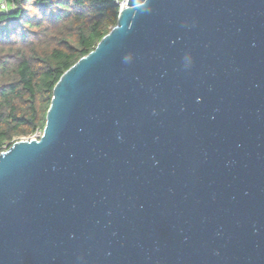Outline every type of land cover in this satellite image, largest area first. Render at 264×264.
<instances>
[{"label": "water", "instance_id": "1", "mask_svg": "<svg viewBox=\"0 0 264 264\" xmlns=\"http://www.w3.org/2000/svg\"><path fill=\"white\" fill-rule=\"evenodd\" d=\"M0 264H264V0H127L0 151Z\"/></svg>", "mask_w": 264, "mask_h": 264}, {"label": "trees", "instance_id": "2", "mask_svg": "<svg viewBox=\"0 0 264 264\" xmlns=\"http://www.w3.org/2000/svg\"><path fill=\"white\" fill-rule=\"evenodd\" d=\"M14 1L0 13V151L42 132L56 81L116 24L119 10L113 0Z\"/></svg>", "mask_w": 264, "mask_h": 264}, {"label": "built area", "instance_id": "3", "mask_svg": "<svg viewBox=\"0 0 264 264\" xmlns=\"http://www.w3.org/2000/svg\"><path fill=\"white\" fill-rule=\"evenodd\" d=\"M127 0H113V2L118 6V9L121 8L122 5L126 4ZM15 1L14 0H0V13H9L15 9ZM41 133H36L30 138H38Z\"/></svg>", "mask_w": 264, "mask_h": 264}, {"label": "clouds", "instance_id": "4", "mask_svg": "<svg viewBox=\"0 0 264 264\" xmlns=\"http://www.w3.org/2000/svg\"><path fill=\"white\" fill-rule=\"evenodd\" d=\"M37 11V9H35V12Z\"/></svg>", "mask_w": 264, "mask_h": 264}]
</instances>
